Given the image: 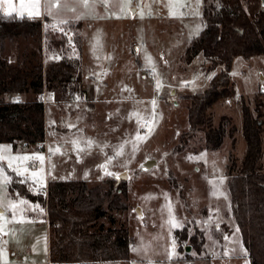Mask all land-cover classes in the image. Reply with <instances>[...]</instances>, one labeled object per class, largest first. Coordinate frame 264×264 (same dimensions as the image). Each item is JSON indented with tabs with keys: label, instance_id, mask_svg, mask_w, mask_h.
Returning a JSON list of instances; mask_svg holds the SVG:
<instances>
[{
	"label": "rangeland",
	"instance_id": "374dc122",
	"mask_svg": "<svg viewBox=\"0 0 264 264\" xmlns=\"http://www.w3.org/2000/svg\"><path fill=\"white\" fill-rule=\"evenodd\" d=\"M122 1L125 15L119 19L92 22L82 31L79 23L62 24L71 36L85 35L86 51L82 42L69 41L64 52L68 62L78 63L77 84L90 99L74 101L70 92L56 90L57 100L44 107L43 142L15 149L10 142L0 141L5 157L0 167V206L4 209L0 264H65L48 263L51 234L42 206L25 199L12 202L8 169L26 175L30 190L41 195L37 187L44 185L48 174L49 178L83 177L89 184H106L110 171H126V208L114 209L113 221L102 217L89 228L97 229L100 223L105 228L126 227L132 236L130 256L98 264H250L230 207L227 181L230 164L236 167L241 162L247 146L242 102L254 115L256 101L263 102L264 169V51L232 58L226 82L231 93L208 108L213 125L223 128L222 143L209 147L201 129L189 134L187 119L186 94L204 91L211 76L222 69L221 65L211 67L201 53L186 60V47L202 29V0ZM11 2L20 10L22 2L33 0ZM54 2L47 0L51 14L59 16L80 0ZM40 4L43 13L45 0ZM131 7L136 8L135 14ZM26 10L30 11L22 9ZM56 24L44 21L45 28L59 29ZM3 50L10 62L24 66L59 56L49 50L44 35L7 40ZM82 55L93 75L90 82L84 80ZM145 119L150 120L147 128L142 127ZM34 156L43 160L26 168L22 158ZM16 157L21 158L19 164ZM149 157L155 163L141 169V162ZM184 225L188 234L199 230L202 235L198 234L197 241L186 239L178 248L173 232Z\"/></svg>",
	"mask_w": 264,
	"mask_h": 264
},
{
	"label": "trees",
	"instance_id": "16d2710c",
	"mask_svg": "<svg viewBox=\"0 0 264 264\" xmlns=\"http://www.w3.org/2000/svg\"><path fill=\"white\" fill-rule=\"evenodd\" d=\"M202 29L186 47V60L201 53L210 60V66H222L210 79V85L202 92L186 94L189 99V134L197 129L204 131L209 147L222 143L223 128L214 126L209 106L231 92L226 85L232 58L236 55H254L264 51V8L260 0H202ZM0 6V141L29 146L43 142L46 134L44 105L36 95L45 86L62 93L81 88L77 84L79 65L71 64L65 57L69 41L82 42L80 33L71 36L65 25L73 22L59 21V29L44 27V20L7 14ZM63 26V28H62ZM45 36L47 47L58 57L44 64L31 62L28 66L10 62L4 55L5 42L23 37ZM82 51V45H79ZM80 51V52H81ZM78 71V72H77ZM19 94H30L28 100ZM15 95L16 98H12ZM263 102L258 99L254 115L242 102L243 135L247 141L241 162L230 164L227 188L230 191V207L239 226L241 240L247 248L250 264H264V169L262 167V124L260 115ZM9 190L17 188L28 198L34 194L26 181L15 171H7ZM115 178L107 177L105 183L89 184L80 177H50L46 196L40 195L46 208L50 229L49 258L55 262L71 264H98L100 260L128 259L132 236L123 225L91 229L97 219L114 220V209L126 208L125 182L114 187ZM198 232V233H197ZM188 234L186 225L175 229L174 240L180 248L188 239L197 241L198 234Z\"/></svg>",
	"mask_w": 264,
	"mask_h": 264
},
{
	"label": "crops",
	"instance_id": "0c3cea01",
	"mask_svg": "<svg viewBox=\"0 0 264 264\" xmlns=\"http://www.w3.org/2000/svg\"><path fill=\"white\" fill-rule=\"evenodd\" d=\"M84 2L85 0H80L79 3H76L75 5L74 4H70V7L69 8H66V10L63 11L62 14H59V16H56V15H53V14H49L48 12L45 11V6L43 7V13L41 11V15L38 16V17H35V18H39V19H42L44 20V17L47 16L49 18V20L55 22V23H58L59 21H71L73 22V24H76V23H79L81 24V31H82V28L84 26H87L89 25L90 23L92 22H109V21H113L115 19H119L121 17H123L125 15L124 11H125V8H124V1H120V0H86L87 4L89 5V7H84ZM12 3V2H11ZM53 3L54 0H53ZM12 5V4H11ZM0 6L2 7V9L6 12H9L10 11V8H9V5L8 4H5L3 3V1H0ZM131 10H132V13L135 14V11H136V8L134 7H131ZM27 10L25 13V15L27 14ZM17 13V12H16ZM19 14V13H18ZM29 16V15H28ZM31 17H34V16H31ZM63 18V19H61ZM82 45L83 47L85 48L84 51H86V47L84 46V43H85V35L84 33L82 32ZM85 53V52H83ZM81 57V64H82V67L84 68V80L85 82H90L88 80H91V76H93L90 72H88V68L85 66L84 62L82 61L83 60V55L80 56ZM19 97L22 98V99H25L27 100L25 97L26 95H23V94H19ZM110 98V97H108ZM45 107V106H44ZM46 116V114H45ZM30 145H34V144H30ZM29 145V146H30ZM38 145V144H37ZM14 148V147H13ZM19 148H28L27 145H23V144H18L15 149H19ZM46 159V157H45ZM9 170H12V171H15L18 175L21 176V179L26 181L27 183L31 184V180L24 174H20L19 171L17 170H13V169H9ZM48 176H50L49 174L48 175H45V183L44 185L47 184L48 182ZM9 175H7V187H8V194H10V197H12V202H18L19 200H29V201H37L38 203L41 204L42 206V212L44 213V221L47 225V228L49 227L48 224H47V218H46V208H45V205H44V202L42 201V199L40 198V195L41 194H36L34 193L33 191V194H34V197L33 198H28V197H25L24 195L20 194L19 191H17V189L15 188L14 191H10L9 190ZM43 185V186H44ZM2 207V206H0ZM2 210L3 207H2ZM49 242V241H48ZM49 244V243H48ZM48 263H51V260L49 259L48 260ZM63 263V262H61ZM68 263V262H66ZM65 263V264H66ZM68 264H71V263H68Z\"/></svg>",
	"mask_w": 264,
	"mask_h": 264
},
{
	"label": "snow or ice",
	"instance_id": "6c2138e0",
	"mask_svg": "<svg viewBox=\"0 0 264 264\" xmlns=\"http://www.w3.org/2000/svg\"><path fill=\"white\" fill-rule=\"evenodd\" d=\"M3 3L5 4H8L9 5V8H10V11L7 13L9 15H11L13 12H16V11H20V15L23 16L25 13L24 11H22V9H25V8H28L30 9V11L27 12V15L29 16H34V17H38L41 15V11H40V7H41V4H40V0H33V2L31 3H21L20 4V10L12 7L11 5V0H3ZM84 7H89V5L87 4L86 0L84 2ZM51 6L47 3V0H45V11L48 12L49 14H51ZM155 103V101H153V104ZM73 144L75 145L76 142L74 141ZM79 151H83V149H78ZM119 154V153H118ZM4 152L2 150H0V167H3V162H4ZM16 160V163L19 164L21 162V158L19 157H16L14 158ZM23 161L26 162V168L27 167H32L34 166L33 165V161H42L43 160V157H39V156H34V157H23L22 158ZM8 163L9 165H11L12 163V159H9L8 160ZM20 174H23V173H20ZM23 201H21V205H23ZM13 209H15L17 206L16 205H12ZM0 215H3V211H2V207H0ZM174 227H176L177 225L173 224Z\"/></svg>",
	"mask_w": 264,
	"mask_h": 264
},
{
	"label": "built area",
	"instance_id": "2783aa9c",
	"mask_svg": "<svg viewBox=\"0 0 264 264\" xmlns=\"http://www.w3.org/2000/svg\"><path fill=\"white\" fill-rule=\"evenodd\" d=\"M148 76H151V72L147 73ZM56 89L54 87H44L41 91H39L36 95V98H38L42 104L45 106V104L47 102H50V101H56L57 100V97L56 96ZM70 97L72 100L74 101H78V100H89L90 99V96L89 94L87 93V91L83 88L81 89H78V90H74V91H71L70 92ZM12 98H16L15 95H12ZM152 110L153 111H156L157 110V107L156 106H153L152 107ZM150 125V120L149 119H145L143 124H142V127L144 128H147L148 126ZM33 165H36V161H33L32 162ZM47 188H48V182L46 185L44 186H38L37 187V190L40 191L42 193L43 196H46L47 194ZM4 235L3 233V230L0 229V239L2 238V236Z\"/></svg>",
	"mask_w": 264,
	"mask_h": 264
},
{
	"label": "water",
	"instance_id": "95a60500",
	"mask_svg": "<svg viewBox=\"0 0 264 264\" xmlns=\"http://www.w3.org/2000/svg\"><path fill=\"white\" fill-rule=\"evenodd\" d=\"M264 8V0H260V9H263ZM156 160H154L153 158H145V160H143L140 164V168L141 169H145L147 168L148 166L152 165L153 163H155ZM125 174H126V171L125 170H122V171H110V175L112 178H115L114 180V187H116L119 182L123 181L126 179L125 177ZM190 246L189 245H186L185 249H189ZM149 264V263H148Z\"/></svg>",
	"mask_w": 264,
	"mask_h": 264
}]
</instances>
